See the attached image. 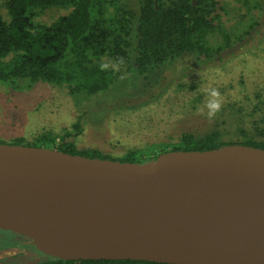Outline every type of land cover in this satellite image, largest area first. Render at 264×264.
<instances>
[{
  "label": "water",
  "instance_id": "95a60500",
  "mask_svg": "<svg viewBox=\"0 0 264 264\" xmlns=\"http://www.w3.org/2000/svg\"><path fill=\"white\" fill-rule=\"evenodd\" d=\"M109 199L127 200L139 227H117L113 244L38 245L40 234L91 228ZM0 229L64 260L264 264V149L169 150L136 163L0 143ZM139 237L153 247L131 246Z\"/></svg>",
  "mask_w": 264,
  "mask_h": 264
},
{
  "label": "trees",
  "instance_id": "16d2710c",
  "mask_svg": "<svg viewBox=\"0 0 264 264\" xmlns=\"http://www.w3.org/2000/svg\"><path fill=\"white\" fill-rule=\"evenodd\" d=\"M221 1L226 0H135L133 4L127 0H5L7 19L0 12V83L13 89L38 82L65 87L78 103H85L125 75L149 80L183 58L212 59L231 42L218 13ZM51 7L68 11L49 24L36 22ZM217 33L221 41L212 45L210 39ZM103 62L113 66L102 71ZM259 109L251 128L236 127L240 134L236 140H224L218 128L197 135L184 132L176 142L153 145L147 152L132 149L117 158L93 148L78 149L67 140L81 131L79 118L62 134L43 130L30 140L18 137L8 143L136 163L169 150H206L234 143L264 149V104ZM42 255L32 264H172Z\"/></svg>",
  "mask_w": 264,
  "mask_h": 264
},
{
  "label": "rangeland",
  "instance_id": "374dc122",
  "mask_svg": "<svg viewBox=\"0 0 264 264\" xmlns=\"http://www.w3.org/2000/svg\"><path fill=\"white\" fill-rule=\"evenodd\" d=\"M4 2L0 0V12L7 19ZM220 6V21L231 42L212 59L183 58L149 80L125 75L85 103H78L65 87L38 82L13 89L0 83V140L27 141L43 130L62 134L78 118L81 131L67 140L78 149L93 148L113 158L132 149L146 151L176 142L184 132L197 135L218 128L224 140H236L240 135L236 127L251 128L264 104V0H226ZM67 11L51 7L35 20L49 24ZM220 41L219 33L210 39L212 45ZM209 85L224 99L212 121L197 112ZM20 241L23 249L9 251L1 261L39 258L33 240L24 235Z\"/></svg>",
  "mask_w": 264,
  "mask_h": 264
},
{
  "label": "bare ground",
  "instance_id": "6f19581e",
  "mask_svg": "<svg viewBox=\"0 0 264 264\" xmlns=\"http://www.w3.org/2000/svg\"><path fill=\"white\" fill-rule=\"evenodd\" d=\"M131 217L132 214L128 212L127 200L109 199L103 204L97 215L96 223L91 228L87 230L62 231L57 234H40L38 236V245L46 251L60 253L56 246L58 239L90 240L113 244V234L117 227L131 226L134 229L139 227L142 219L137 216L134 219H131ZM130 245L151 249L154 243H147L139 237L132 241ZM175 254H180V252L176 251Z\"/></svg>",
  "mask_w": 264,
  "mask_h": 264
},
{
  "label": "clouds",
  "instance_id": "9594fccd",
  "mask_svg": "<svg viewBox=\"0 0 264 264\" xmlns=\"http://www.w3.org/2000/svg\"><path fill=\"white\" fill-rule=\"evenodd\" d=\"M123 58L118 63H122ZM118 63L116 66H118ZM110 66H113L111 62H103L99 65L100 69L107 70ZM206 94V99L201 107H198L197 112L200 115H205L209 121H212L217 113L220 112L224 104V99L218 88L209 85L203 89Z\"/></svg>",
  "mask_w": 264,
  "mask_h": 264
},
{
  "label": "flooded vegetation",
  "instance_id": "af4514ba",
  "mask_svg": "<svg viewBox=\"0 0 264 264\" xmlns=\"http://www.w3.org/2000/svg\"><path fill=\"white\" fill-rule=\"evenodd\" d=\"M23 236H24L23 234L14 231L0 229V243L1 241H5L6 243L4 245L2 244V246L0 245V264H32L43 257L42 252L38 250L39 258L35 260H31L28 262H18V263L16 262L12 263L11 261H1L3 259V255L9 253V251L20 252L23 249L22 247L23 243L20 241V239H22ZM8 243L10 245H7Z\"/></svg>",
  "mask_w": 264,
  "mask_h": 264
}]
</instances>
